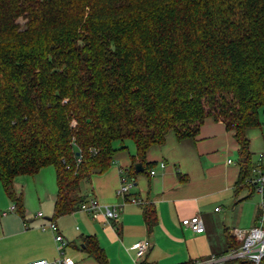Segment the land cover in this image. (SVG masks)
Listing matches in <instances>:
<instances>
[{
	"label": "trees",
	"instance_id": "trees-1",
	"mask_svg": "<svg viewBox=\"0 0 264 264\" xmlns=\"http://www.w3.org/2000/svg\"><path fill=\"white\" fill-rule=\"evenodd\" d=\"M260 108L264 0H0V182L20 215L16 176L53 166L59 217L79 207L81 182L106 171L126 140L131 174L138 162L149 172L151 146L170 131L196 137L208 117L238 145L235 191L248 188V198L247 132L261 126ZM143 216L151 227V204ZM82 245L109 264L94 236ZM238 247L227 234V251Z\"/></svg>",
	"mask_w": 264,
	"mask_h": 264
},
{
	"label": "crops",
	"instance_id": "crops-1",
	"mask_svg": "<svg viewBox=\"0 0 264 264\" xmlns=\"http://www.w3.org/2000/svg\"><path fill=\"white\" fill-rule=\"evenodd\" d=\"M249 140L256 164L264 149L255 157ZM237 149L231 131L208 117L196 137L177 140L170 131L163 144L148 149L146 162L152 163L154 175L146 170L131 174L130 156L135 147L117 151L106 171L93 173L88 181L81 182L85 200L95 198L102 205L116 208L117 218L109 220L103 215L93 217L79 207L54 217L57 186L51 165L35 174L14 178L16 194L23 203L22 215L0 182V264L56 260L60 255L56 234L66 242L63 256L72 258L75 264H97L82 250L83 237L90 235L104 250L109 264H186L223 256L229 251L227 234L232 236L233 228L253 226L259 214V202L254 206L248 202L253 193L245 198L248 188L235 191L239 174ZM122 174L133 182L124 197L116 194ZM130 197L141 202L133 203ZM144 203L154 209L151 227L144 220ZM196 214L202 218L204 232L196 233L182 225L183 218ZM51 220L56 230L48 227ZM141 239H148L150 246L136 258L131 246ZM223 264L237 263L228 260Z\"/></svg>",
	"mask_w": 264,
	"mask_h": 264
},
{
	"label": "built area",
	"instance_id": "built-area-1",
	"mask_svg": "<svg viewBox=\"0 0 264 264\" xmlns=\"http://www.w3.org/2000/svg\"><path fill=\"white\" fill-rule=\"evenodd\" d=\"M264 128V125H263ZM259 161L253 167L250 177L247 179V183L254 191L260 194L259 202V214L256 223L249 228H233L231 234L234 239L239 242V247L237 249H230L227 254L217 257L212 256L208 260L196 261L191 264H223L228 260L233 259H244L250 261L252 264H264V150L259 153ZM80 158L77 157V161ZM161 167H164V163H160ZM69 168V167H67ZM150 175L155 174L154 169L149 170ZM133 187V182L128 180L123 174L120 177V184L116 190L118 196L124 197ZM130 201L133 203H140L141 201L136 197H130ZM14 208V207H12ZM79 209L88 212L93 217L98 215H103L106 220L117 218L118 212L116 208L102 205L95 198L89 200H83L79 204ZM219 208L216 207L215 211ZM38 215H42L41 212ZM182 225L190 228L193 232L201 233L204 232V223L200 215L196 214L191 217L183 218L181 220ZM25 225V224H24ZM48 227L51 230H56V224L54 221H49ZM42 229H44L42 227ZM55 240L59 243L60 255L59 257L48 262L47 260H33L27 264H75L72 258L64 257L62 248L65 246L66 242L60 234H56ZM150 242L148 239H141L134 242L131 248L135 252V257H142L148 250Z\"/></svg>",
	"mask_w": 264,
	"mask_h": 264
},
{
	"label": "rangeland",
	"instance_id": "rangeland-1",
	"mask_svg": "<svg viewBox=\"0 0 264 264\" xmlns=\"http://www.w3.org/2000/svg\"><path fill=\"white\" fill-rule=\"evenodd\" d=\"M259 121L261 126L257 128H252L248 130V137L251 139V149L253 150V155L257 157L258 153L264 149V109H259ZM120 141H115L113 143L114 147L120 146ZM126 145L129 146L130 149H134V144L131 140L125 141ZM236 154V158H237ZM130 180V179H128ZM253 206L257 205L258 202H260V194L257 191L253 192V195L249 198V201ZM252 206V207H253Z\"/></svg>",
	"mask_w": 264,
	"mask_h": 264
},
{
	"label": "water",
	"instance_id": "water-1",
	"mask_svg": "<svg viewBox=\"0 0 264 264\" xmlns=\"http://www.w3.org/2000/svg\"><path fill=\"white\" fill-rule=\"evenodd\" d=\"M79 152H76V156H79ZM135 172H142L143 171V166L141 162H138L134 165Z\"/></svg>",
	"mask_w": 264,
	"mask_h": 264
}]
</instances>
